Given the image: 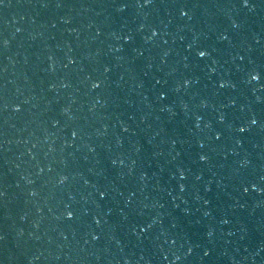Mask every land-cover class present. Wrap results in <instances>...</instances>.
Here are the masks:
<instances>
[{
	"label": "water",
	"instance_id": "1",
	"mask_svg": "<svg viewBox=\"0 0 264 264\" xmlns=\"http://www.w3.org/2000/svg\"><path fill=\"white\" fill-rule=\"evenodd\" d=\"M260 73L264 0H2L0 264H264Z\"/></svg>",
	"mask_w": 264,
	"mask_h": 264
},
{
	"label": "snow or ice",
	"instance_id": "2",
	"mask_svg": "<svg viewBox=\"0 0 264 264\" xmlns=\"http://www.w3.org/2000/svg\"><path fill=\"white\" fill-rule=\"evenodd\" d=\"M0 2H2V0H0ZM150 2H151V0H145V3H150ZM242 2H243V5H244L245 7H249L250 4H251V0H242ZM252 6H254V5H252ZM186 14H187V13H184V15H186ZM5 43H7V41H5ZM207 54H208V53H207L206 50H200V51H199V56H200V57H204V56H206ZM250 75H251V74H250ZM262 76H264V73H260V74H258L257 76H252L251 78L254 79V80H260V79L262 78ZM185 83H187V81H185ZM220 86L223 87L224 85L221 84ZM94 87H98V84L94 85ZM221 120H223V117H221ZM251 123H252V124H256V123H257L256 119H252V120H251ZM239 130H240L241 132H243V131H245L246 129H245L244 127H240ZM76 134H77L76 132H73V133H72L73 136H75ZM217 138H219V135H217ZM201 147H203V145H201ZM200 159H201V160H207V159H208V156L202 154V155H200ZM64 179H66V177H61V182H63ZM181 187H183V185H182ZM244 191H247V188H245ZM100 194H101V196L104 195L103 192H101ZM67 215H68L69 217H71V216L73 215V213H72L71 211H69V212L67 213ZM149 226H150V225H149ZM189 251H191V249H189Z\"/></svg>",
	"mask_w": 264,
	"mask_h": 264
}]
</instances>
